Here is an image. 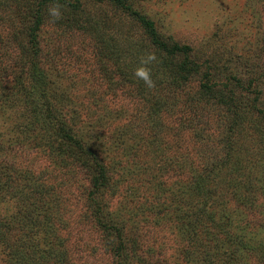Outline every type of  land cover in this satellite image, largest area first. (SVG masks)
Instances as JSON below:
<instances>
[{"label": "rangeland", "instance_id": "obj_1", "mask_svg": "<svg viewBox=\"0 0 264 264\" xmlns=\"http://www.w3.org/2000/svg\"><path fill=\"white\" fill-rule=\"evenodd\" d=\"M54 2L64 6L63 18L55 23L47 13ZM128 5L155 22L167 48L153 43L137 15H130ZM38 19L41 24L34 28ZM33 35L39 40L40 52L37 58L32 56L31 63L38 59L39 65L30 70L21 60L20 47L27 46ZM0 41V129L26 126L35 104L26 101L20 81L30 84L40 78L46 82L45 98L61 108L57 117L72 121L77 117L75 133L84 138L103 136L113 157L106 171L112 184L105 188L98 169L77 159L70 162L56 142L49 144L50 138H40L45 153L24 138L18 142L5 161L15 172L35 169L43 187L54 188L50 195L56 202L55 213L51 218L42 216L39 229L52 221L53 242L63 249L64 237L75 264H117L107 240L119 244L120 238L115 229L102 231L95 217L103 213L110 224L124 225L134 240H141L146 232L145 255L152 261L196 264L184 253L192 244L187 232L189 225L194 226L190 219L203 211L205 218L211 213L206 224L215 215V225L221 211L210 198L201 196V186L191 184V171H185L192 164L202 169L222 160L217 131L227 130L221 124L233 115L228 111L232 95L240 100L256 97L264 109V0H0ZM175 44L187 45L189 50L171 52ZM148 53L157 57L150 66L155 87L142 91L135 86L140 80L134 72ZM181 64L187 69L180 84L168 85ZM150 95L161 105H153ZM38 97L41 102L42 96ZM63 104L68 106L63 108ZM48 122L55 125L53 119ZM32 131H43L42 124ZM156 137L158 142L153 144ZM255 148L251 149L255 152ZM63 163H69L67 172ZM212 168L214 176L220 169ZM63 182L66 189L60 186ZM260 182L264 185L262 178ZM210 187L216 189L212 183ZM2 205L3 214L15 212L14 202ZM141 210L149 216L139 219ZM239 221L226 223L223 229L241 233ZM258 233L264 235V231ZM217 236L216 243L227 251L224 260L244 262L238 246L233 249L224 233ZM5 253L0 251V263H10ZM249 255L252 264L260 263L256 249ZM194 257L202 263L200 254Z\"/></svg>", "mask_w": 264, "mask_h": 264}, {"label": "trees", "instance_id": "obj_2", "mask_svg": "<svg viewBox=\"0 0 264 264\" xmlns=\"http://www.w3.org/2000/svg\"><path fill=\"white\" fill-rule=\"evenodd\" d=\"M109 1L121 2L122 0ZM128 6L131 9L130 15H137L139 22L144 26L145 33L152 39L153 43L167 48L166 42L160 38L155 22L147 16L141 15L132 6ZM40 22V19L36 20L33 27L40 26ZM32 30L34 31L35 29ZM1 43L2 41H0V45H2ZM18 46H21V44ZM20 50L21 60L30 70H32V66L39 65L38 59L35 63H31L33 62L32 56L35 54L36 57L40 52V44L36 35H33L28 40L27 46H21ZM176 50L188 51L189 46L175 44L171 48V52ZM186 69V66L181 64L179 66L180 71L173 75L168 85L180 84L182 77L185 75L182 73ZM2 71L3 69H0V72ZM12 72H16V70L12 69ZM120 72L124 73V70ZM108 73L109 75L111 74L109 71ZM18 75H22V73L20 72ZM31 76H33L32 73ZM152 78L154 77L152 76ZM39 79H35L30 84H24V81H20L22 87L20 89L26 90V101H31L35 104L31 107L35 113H29L30 116L28 118L31 117V119L25 122L26 126L20 128L17 125H13L10 131L0 129V206H3L2 203L6 201L14 202L15 206V212L10 213L11 215L9 213L3 214L0 211V242L2 241V244H4L0 246V251L1 253L6 251L4 255L7 256V261H10V263L0 264H75L71 259L69 249L67 250L66 248L65 238L63 237V249L55 245L57 242H53L56 238L54 236L55 229L51 224L52 221H49V226L45 229H39L44 219L42 216L47 215L46 217L51 218L55 213L54 207L56 205L54 204L56 202L52 201L50 195V191L54 188L43 187V184L38 181V175L34 173L35 169L32 168V171L22 169L15 172L11 163L5 161V159H10L7 156L8 152L14 151L13 149L16 148V145L19 144L18 142L23 138L28 141L25 143H28L31 147L32 145L37 146V149L43 153L47 152V149L43 147V142L40 138H45L46 140L50 138L49 144L56 142L63 154L70 159V162L77 159L86 163L87 167L98 169L105 179L102 187L110 188L112 184L110 174H106L107 169L109 170L113 163V157L107 149L109 144L104 143L106 140L101 135L96 137L90 135L91 137L86 136L85 138L82 135L78 136L75 133L78 124L77 117L74 118V121L66 118L63 120L59 119L57 114L59 115L61 108L53 104L52 99L45 98L44 83L46 82L43 79ZM173 79L174 83L172 82ZM153 80L155 81V78ZM135 86H139L142 91L147 89L142 80L139 83H135ZM36 92L42 96L41 98L43 99L40 98L41 102L38 101L39 95ZM68 98L72 101L70 95H68ZM149 100L153 105H161L160 100H156L151 95ZM229 104L228 111L233 115H228L229 119L225 121L226 124H221V126L227 127V130L217 131L218 138L216 143L222 144V160H216V163L212 164V166H217V169L220 170H217L213 176L211 172H214L215 169L212 166L208 168L202 167L201 169L198 165L192 164L185 171L186 173L191 171V174L188 175L191 184L194 182L201 186V196L208 200L210 198L213 202V207L221 211L218 215L219 219L213 225L214 215L206 224V219L211 216V213L205 218L202 215L203 211L198 212L195 218H191L190 222H193L194 226L190 227L189 225L191 230L187 232L191 237L192 244L189 246L191 249H184V253L187 256L191 255L192 258L189 262L196 264L200 263L195 259L194 255L199 254L201 255V264H232V261L224 260L222 257L227 251L223 250L221 243H216L219 239L217 235L221 232L233 244V249L236 246L239 247L238 250L242 253L240 257L244 258V262L239 264H252L249 253L254 249L257 250L259 264H264V235L258 233V231H264V217L261 215V208H264V185H261L260 182V178L264 180V109L257 105L256 97L240 100L238 96L232 95ZM66 106L68 105L63 104V108ZM14 113L13 117L16 118L18 114L16 107H14ZM48 118L53 119L55 125H49ZM15 124H18V121ZM41 124L43 131H32ZM56 126L61 127L55 131L50 130ZM14 131H17V133H14ZM141 137L146 140L145 135L142 134ZM153 140L155 142L153 144L158 142L157 137ZM254 147H256L255 152L251 149ZM256 149L260 151L262 158L257 157ZM131 152L133 153V150ZM134 152L136 153V151ZM67 157L63 158V162ZM63 164H65L63 170L67 172L66 167L69 163H67V166L66 163ZM204 165L201 164V166ZM23 178L29 182L23 183ZM201 178L207 180L202 181ZM210 183L214 184L216 189L211 188ZM65 184L63 182L60 186L66 189ZM103 192H105V189ZM261 199L263 200L261 201ZM209 209L211 208L209 207ZM0 210H2L1 207ZM257 210L259 214H257ZM48 212H50L49 216L46 214ZM138 212L139 219L143 216H149L148 213H144L142 210ZM253 215L257 217L256 221ZM95 218L104 227L102 231L115 229L118 233L119 244H115L113 240H107V244L110 243L112 245H110L109 250L113 251L117 258V264H166L165 259L152 261L148 255H145L147 253L145 251L148 250L144 247V244L148 241L146 232L141 237L139 236L141 240H134L136 238H133V235H129L124 225L119 222L110 224L107 215L97 213ZM238 220H240L238 224H241L242 227L241 233L232 232L231 234L223 229L226 223ZM11 229L12 232H10ZM200 229H204L205 234ZM14 230L15 232H13ZM255 239H259V241L257 243L254 242L255 245H253L252 242ZM203 241L205 243L207 241L213 243L209 246H204ZM59 245L62 246V242ZM186 255H183V259L186 258ZM237 260L241 261L239 257ZM235 261L236 259L233 264H238Z\"/></svg>", "mask_w": 264, "mask_h": 264}, {"label": "clouds", "instance_id": "obj_3", "mask_svg": "<svg viewBox=\"0 0 264 264\" xmlns=\"http://www.w3.org/2000/svg\"><path fill=\"white\" fill-rule=\"evenodd\" d=\"M64 6L59 2L50 4L47 8L48 17L55 23L63 18ZM157 60L155 53H148L140 58L139 66L135 69L134 75L138 80H142L147 88L155 87V81L152 78L151 65Z\"/></svg>", "mask_w": 264, "mask_h": 264}]
</instances>
